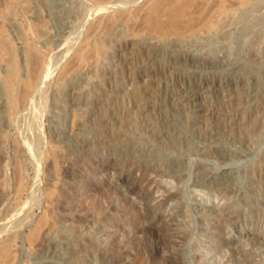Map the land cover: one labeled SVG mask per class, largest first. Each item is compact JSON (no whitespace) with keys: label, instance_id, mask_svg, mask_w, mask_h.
Returning <instances> with one entry per match:
<instances>
[{"label":"rangeland","instance_id":"1","mask_svg":"<svg viewBox=\"0 0 264 264\" xmlns=\"http://www.w3.org/2000/svg\"><path fill=\"white\" fill-rule=\"evenodd\" d=\"M148 1L0 0V38L48 50L60 61L55 76L87 42L101 46L67 88L80 95L82 124L59 161L82 160L81 170L57 181L44 163L52 149L35 143L30 156L33 118L3 128L0 256L12 264H264V0L226 12L223 29L183 39L146 29ZM144 80L158 93L143 95ZM137 89L148 120L137 121ZM53 185L63 189L57 204L46 198ZM123 194L122 218L114 200ZM48 210L55 224L30 241Z\"/></svg>","mask_w":264,"mask_h":264},{"label":"bare ground","instance_id":"2","mask_svg":"<svg viewBox=\"0 0 264 264\" xmlns=\"http://www.w3.org/2000/svg\"><path fill=\"white\" fill-rule=\"evenodd\" d=\"M252 1L253 0H149L145 8V27L150 32L163 38H190L201 32L205 33L212 29H223L225 26L223 16L226 12L232 8L249 5ZM120 7L123 6L118 5V8ZM96 10L94 12L98 15ZM100 10L103 12L105 8L99 9L98 12ZM94 12H92L93 14L90 13L92 17L96 15ZM102 12L100 11V14ZM16 40H19V43H17ZM128 43L127 41L125 45L128 46ZM71 45L73 46V44ZM70 51L71 48H68L66 54H69ZM100 52L101 46L97 42H87L75 53L74 62L67 65L60 76H55L60 61H56L48 50H43L37 45H29L23 37H11L9 34L3 33L0 38V140L2 138L3 128L13 127L16 118L19 116V118L23 117V120L33 118V121H35V131L30 130L33 131L32 134L34 135L32 139H29L28 143L30 156H32V144L35 143L52 149L49 155H45L44 152V163L46 169L54 170V178L57 181L62 180V182H64L68 176H72V174L81 170L79 165L83 162L80 160L77 164L71 166V168H64L62 166L63 163L59 161L62 151L60 145L68 149L69 145L77 140V131L82 124V115H80L78 110L80 95L76 93L75 90H70L69 92L67 88L71 86L72 74L76 68L85 62L91 53L98 54ZM201 65L206 67L208 62L202 60L200 61V66ZM143 84L141 90L143 95H154L158 93V89L153 86V84H155L153 81L144 80ZM212 85L217 86L215 82H212ZM67 90L68 96L64 95ZM137 90L138 99H136L135 102L137 105V121L141 119L148 120L150 115L148 113L145 114V105L141 104L142 101L139 99L140 92L139 89ZM149 97L151 98V96ZM197 97L198 95L195 94L194 98ZM193 112L197 115V118H201L199 106L195 107ZM33 121L29 122L33 123ZM68 123L70 126L67 129ZM62 124L65 125L63 129L61 127ZM132 127L133 125H131V128ZM171 127L174 129V125H171ZM32 128L34 127L32 126ZM13 141V145L11 146L12 149L10 150L12 151L15 162L17 159L16 156H18L17 154L22 151V146L15 141V139ZM53 148H56V150L54 151ZM4 153V150L0 148V158H3V156L6 157ZM35 160L39 164L37 169L39 173L43 170V167L40 166V155L35 157ZM153 160L154 162L152 163L148 160L150 164L154 163L156 165V168L152 170L154 172H160L161 175H158L160 177L166 176L168 173H163L161 170H158L164 163L160 165V163H158V158H154ZM166 160L164 162H166ZM19 163L16 165L20 166ZM168 163L170 165L167 164L169 167L165 169L166 172H174V163L171 161H168ZM14 168V172L16 168L18 170L20 169L18 166ZM88 173L89 172H87V174ZM17 174L14 175L13 173V177L17 176ZM131 189V187L127 186L125 192L128 194L131 192ZM62 192V188H57L56 185H53L47 189L46 198L57 204L58 197L61 196ZM164 193L167 194L168 200H174L178 197L177 194H169L167 191H164ZM119 198L120 197L117 196L114 202L121 207V217L123 218L126 217L127 210L124 194L120 199ZM26 208L27 204L20 206L17 211V217L20 216V213ZM55 218L53 210L44 212L31 233L30 241L36 239L44 228H51L55 224ZM76 219L77 218L74 217L67 218L71 226H77L79 220ZM70 231L69 233L71 235L76 232L75 228H70ZM66 233L67 232H64L62 235L64 236ZM76 262H78V259H76ZM0 264H12V260L0 256Z\"/></svg>","mask_w":264,"mask_h":264}]
</instances>
